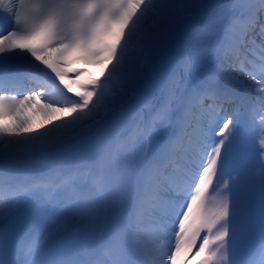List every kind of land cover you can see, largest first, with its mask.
I'll return each instance as SVG.
<instances>
[{"label":"snow or ice","instance_id":"obj_1","mask_svg":"<svg viewBox=\"0 0 264 264\" xmlns=\"http://www.w3.org/2000/svg\"><path fill=\"white\" fill-rule=\"evenodd\" d=\"M203 7L202 0H0V264H187L198 241L197 264H264V0L221 5L218 30L181 62V91L176 41ZM70 56L105 71L81 81L83 70H75L65 83ZM51 74L67 93L76 84V99L62 93L60 105L44 97ZM165 78L164 99L147 108L129 141L134 148L146 139V155L125 162L109 150L113 141L97 144L87 191L71 172L22 180L7 167L63 147L106 86L113 95L95 127L129 93ZM24 82L38 90L5 94ZM41 99L45 117H70H59L54 135H33L24 115ZM69 189L74 213L46 234L26 233L28 201L42 199L37 214L55 213L50 192ZM246 233H258V244L241 259Z\"/></svg>","mask_w":264,"mask_h":264},{"label":"bare ground","instance_id":"obj_2","mask_svg":"<svg viewBox=\"0 0 264 264\" xmlns=\"http://www.w3.org/2000/svg\"><path fill=\"white\" fill-rule=\"evenodd\" d=\"M202 3L205 7H203L199 14L193 19L194 22L202 20L206 14L208 18L211 14H218L214 13L215 11H222L221 5L223 4L221 0H202ZM219 23L220 22H217V24ZM190 25L186 26L185 30L176 41L175 50L176 54L178 53V59L175 60L174 69L175 66L177 67V64H180L183 60L187 59L189 54H195L199 51L203 45V39L199 36H194L193 33L189 31ZM179 43L183 44L180 51L177 49ZM68 61L67 66L63 68L64 71L69 73V76L65 77V83L75 79V77L72 76V73L75 70H83V75L80 77L81 81L96 79L100 77L99 73L102 71L104 66L103 64L84 63L82 60H78L74 56H70ZM110 69L111 67H109V70ZM146 70L149 72L151 71L150 68ZM107 75L108 73L105 72V76ZM51 79L53 82H57L58 84L64 86L63 83L55 78L54 74H51ZM120 85V83L116 84L117 87ZM76 87V84H72L73 93H69L67 97L76 99L74 96ZM32 89L33 86L29 84V82H26L22 90L18 92L21 96L27 95V92L32 91ZM148 90L151 92L150 97H146ZM166 91V79L152 81L149 87L145 88L143 91L129 93L125 103L121 105L118 111L114 115L108 116V118L105 119L101 125L95 127L93 126V118L95 117L99 119L107 115L109 99L113 95L112 86L108 85L98 99L94 98L96 108L94 112L90 113L86 118L87 122L68 137L67 142L63 145V147H51L38 150L32 155L30 161L26 162L21 160L14 165H7V167L13 169L15 173L20 176V178L26 177L27 175L29 177L38 176V174H36L37 172L46 173L47 171H65L76 175L77 171L82 170V172H85V170L81 169L82 166L86 165V168L88 169H94L97 166L91 152L97 144L107 140L113 141L109 150L118 155L121 161L126 162L133 157L144 156L146 155L147 140L145 139L143 142L136 143L134 148L129 144V141L135 140L139 135L138 128L141 125V121L146 117L147 108L149 106L159 104L164 99ZM46 98L56 101L60 105H63L66 102V96L60 92L53 96L49 95ZM136 98H138V100L144 99V104H146L147 107L143 105L142 107H136L131 110L133 101ZM42 103H45V99H42ZM34 105L35 106L30 105L23 110L24 115L30 120V128L33 135H54V126L62 123L59 117L63 116L70 119L67 112H57L51 117H45L43 112L40 110L41 108L36 107L37 104ZM4 121H7V124L12 122L11 118H5ZM49 121H51V123ZM93 133L96 134L92 135ZM113 133L115 135L114 139H112ZM257 145H259V143H257ZM26 170L27 172H25ZM164 242L167 243V241ZM196 251L197 250H195V253ZM195 253L190 260L198 256L195 255ZM183 258V255H181L178 259ZM224 258L225 260L228 259L227 254H225Z\"/></svg>","mask_w":264,"mask_h":264},{"label":"rangeland","instance_id":"obj_3","mask_svg":"<svg viewBox=\"0 0 264 264\" xmlns=\"http://www.w3.org/2000/svg\"><path fill=\"white\" fill-rule=\"evenodd\" d=\"M182 43H179V45H178V48H179V51L182 49ZM109 67H112L111 65H109ZM143 67H145V69H149L148 67H147V62L145 61L144 62V65H143ZM102 71H105V68H104V66H103V69H102ZM166 79V78H165ZM117 81H119V83L120 84H123L124 82H123V80H117ZM178 86V85H177ZM150 90H148L147 91V93H146V97H150ZM138 104H140V105H142V103L138 100V98H136V99H134V101H133V106H137ZM43 105V104H42ZM42 107V106H41ZM5 124H7V121H3ZM96 133H93L92 135H95Z\"/></svg>","mask_w":264,"mask_h":264}]
</instances>
